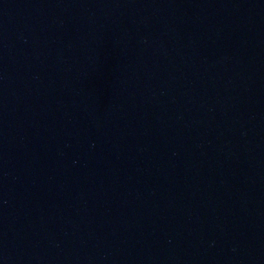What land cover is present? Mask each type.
Instances as JSON below:
<instances>
[{
	"label": "water",
	"instance_id": "obj_1",
	"mask_svg": "<svg viewBox=\"0 0 264 264\" xmlns=\"http://www.w3.org/2000/svg\"><path fill=\"white\" fill-rule=\"evenodd\" d=\"M0 264H264V0H0Z\"/></svg>",
	"mask_w": 264,
	"mask_h": 264
}]
</instances>
